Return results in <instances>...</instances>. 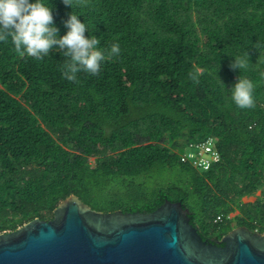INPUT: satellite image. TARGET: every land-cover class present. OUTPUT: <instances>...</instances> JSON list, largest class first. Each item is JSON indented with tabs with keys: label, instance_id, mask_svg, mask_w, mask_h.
<instances>
[{
	"label": "trees",
	"instance_id": "1",
	"mask_svg": "<svg viewBox=\"0 0 264 264\" xmlns=\"http://www.w3.org/2000/svg\"><path fill=\"white\" fill-rule=\"evenodd\" d=\"M52 3L62 34L70 9ZM72 11L120 55L70 82L58 53L37 60L0 42V233L52 219L70 194L103 212L179 201L204 239L263 230L264 0H73ZM246 53L248 68L232 71ZM237 75L254 82V108L232 102ZM207 136L220 160L202 171L179 152Z\"/></svg>",
	"mask_w": 264,
	"mask_h": 264
},
{
	"label": "water",
	"instance_id": "2",
	"mask_svg": "<svg viewBox=\"0 0 264 264\" xmlns=\"http://www.w3.org/2000/svg\"><path fill=\"white\" fill-rule=\"evenodd\" d=\"M0 264H264V234L240 225L204 239L179 201L103 212L70 194L52 219L1 232Z\"/></svg>",
	"mask_w": 264,
	"mask_h": 264
},
{
	"label": "clouds",
	"instance_id": "3",
	"mask_svg": "<svg viewBox=\"0 0 264 264\" xmlns=\"http://www.w3.org/2000/svg\"><path fill=\"white\" fill-rule=\"evenodd\" d=\"M61 2L70 9L62 21V34L55 22L52 0H0V42L10 40L21 56L37 60L58 53L63 57L62 76L70 82H77L81 72L98 75L106 60L120 55L119 43L102 47L100 38L90 33L82 16L72 11L73 0ZM231 57L229 68L232 71L238 73L248 68V53ZM203 73V68L195 66L189 75L194 83H199ZM226 88H229L231 100L238 108L255 107V85L250 78L237 75L235 83Z\"/></svg>",
	"mask_w": 264,
	"mask_h": 264
},
{
	"label": "built area",
	"instance_id": "4",
	"mask_svg": "<svg viewBox=\"0 0 264 264\" xmlns=\"http://www.w3.org/2000/svg\"><path fill=\"white\" fill-rule=\"evenodd\" d=\"M179 154L183 161L188 162L194 168L202 171L208 170L213 164L220 160V154L215 148L212 136L187 143ZM236 213L237 211L229 212L226 215V219H232ZM224 218V215L220 213L216 215L215 221H222ZM254 231L264 234V226L263 230H259V226L256 225Z\"/></svg>",
	"mask_w": 264,
	"mask_h": 264
},
{
	"label": "rangeland",
	"instance_id": "5",
	"mask_svg": "<svg viewBox=\"0 0 264 264\" xmlns=\"http://www.w3.org/2000/svg\"><path fill=\"white\" fill-rule=\"evenodd\" d=\"M259 195H260V190H258L254 195H251L249 197L245 196L242 199L244 202L255 201L256 197Z\"/></svg>",
	"mask_w": 264,
	"mask_h": 264
},
{
	"label": "flooded vegetation",
	"instance_id": "6",
	"mask_svg": "<svg viewBox=\"0 0 264 264\" xmlns=\"http://www.w3.org/2000/svg\"><path fill=\"white\" fill-rule=\"evenodd\" d=\"M220 237H221V236H220ZM220 237L208 236V237H206L205 239H208V238H220Z\"/></svg>",
	"mask_w": 264,
	"mask_h": 264
},
{
	"label": "crops",
	"instance_id": "7",
	"mask_svg": "<svg viewBox=\"0 0 264 264\" xmlns=\"http://www.w3.org/2000/svg\"><path fill=\"white\" fill-rule=\"evenodd\" d=\"M245 197V196H244ZM247 197H249V196H247ZM249 202H253V201H249Z\"/></svg>",
	"mask_w": 264,
	"mask_h": 264
}]
</instances>
